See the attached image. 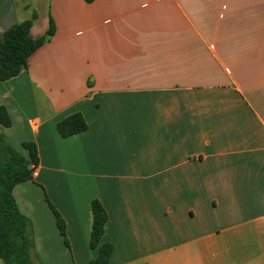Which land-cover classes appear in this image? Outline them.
<instances>
[{
    "label": "crops",
    "instance_id": "obj_1",
    "mask_svg": "<svg viewBox=\"0 0 264 264\" xmlns=\"http://www.w3.org/2000/svg\"><path fill=\"white\" fill-rule=\"evenodd\" d=\"M30 7L0 0V36ZM35 14L33 38L50 19L55 33L0 81V107L9 144L38 147L37 176L13 190L37 264L98 256L95 199L110 264H264V0H49ZM75 113L88 129L61 137Z\"/></svg>",
    "mask_w": 264,
    "mask_h": 264
},
{
    "label": "trees",
    "instance_id": "obj_2",
    "mask_svg": "<svg viewBox=\"0 0 264 264\" xmlns=\"http://www.w3.org/2000/svg\"><path fill=\"white\" fill-rule=\"evenodd\" d=\"M32 19L16 23L0 36V81H8L27 69L29 58L41 48L55 33V24L50 19L47 32L38 38L31 36ZM12 126L11 117L4 106L0 107V258L5 264H33L35 249L33 224L23 215L15 197L14 188L33 178L39 165L38 147L34 142H24L28 157L15 149L7 141L2 127ZM61 137L67 138L85 132L88 124L81 113H75L57 124ZM51 205V204H50ZM57 219L60 233L67 240L66 222L51 205ZM93 227L91 248L98 249V256L90 264H110L114 251L111 243L103 242L108 213L102 203L92 202Z\"/></svg>",
    "mask_w": 264,
    "mask_h": 264
},
{
    "label": "rangeland",
    "instance_id": "obj_3",
    "mask_svg": "<svg viewBox=\"0 0 264 264\" xmlns=\"http://www.w3.org/2000/svg\"><path fill=\"white\" fill-rule=\"evenodd\" d=\"M22 2L27 3L31 6L30 10H28L30 15L33 13L45 15L47 13L49 0H22ZM0 264H5L4 260L1 258H0ZM33 264H37L35 258L33 259Z\"/></svg>",
    "mask_w": 264,
    "mask_h": 264
},
{
    "label": "built area",
    "instance_id": "obj_4",
    "mask_svg": "<svg viewBox=\"0 0 264 264\" xmlns=\"http://www.w3.org/2000/svg\"><path fill=\"white\" fill-rule=\"evenodd\" d=\"M37 170H36V168H35V170H34V172H33V177H36L37 176Z\"/></svg>",
    "mask_w": 264,
    "mask_h": 264
}]
</instances>
